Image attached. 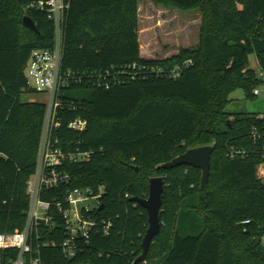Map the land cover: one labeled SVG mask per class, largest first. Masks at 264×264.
Wrapping results in <instances>:
<instances>
[{"label": "trees", "instance_id": "trees-1", "mask_svg": "<svg viewBox=\"0 0 264 264\" xmlns=\"http://www.w3.org/2000/svg\"><path fill=\"white\" fill-rule=\"evenodd\" d=\"M39 1L0 0V233L26 225L27 182L43 133L46 104L23 99L36 92L25 74L32 51L52 47L56 36L47 7L31 6ZM65 1L62 70L75 79L61 98L76 109L61 113L65 121L57 134L63 144L92 157L66 164L71 181L44 189L41 198L57 202L76 187L104 189L102 208L92 213L98 225L84 251L69 259L59 244L42 247L43 264H264V182L257 175L262 157L251 138L252 129L264 125V113L227 111L237 88L254 99L263 83L249 56L256 54L264 71V0H152L203 15L200 44L160 59L141 56L139 0ZM26 16L37 30L24 24ZM188 59L193 63L176 79L157 72ZM78 116L88 120L83 133L68 128ZM205 145L213 146L205 186L198 167L158 170ZM232 148L247 153L231 158ZM154 176L165 177L162 226L147 256L136 261L149 222L131 198H147ZM187 200L202 216L196 235L178 231ZM54 229L64 231L60 218ZM55 230L42 227L41 234L59 243L66 235L59 231L55 237ZM17 253L0 251V264Z\"/></svg>", "mask_w": 264, "mask_h": 264}, {"label": "built area", "instance_id": "built-area-1", "mask_svg": "<svg viewBox=\"0 0 264 264\" xmlns=\"http://www.w3.org/2000/svg\"><path fill=\"white\" fill-rule=\"evenodd\" d=\"M37 8L47 7L49 17L56 24V36L54 45L50 48L35 49L32 51L25 66V74L28 86L38 93L48 96L46 100V115L43 133L34 174L27 182V191L30 196L27 211L26 225L22 230L13 233L0 234V251L11 249L17 250L15 258H8L3 264H43L40 249L46 246L60 245L64 255L71 259L76 257L91 239L92 230L98 223L93 216V211L101 205L100 191L94 193L91 188H73L68 191L64 198L57 202L44 201L41 198L44 189L58 188L71 181V175L66 169V164H83L91 160L92 152L82 151L79 147L71 148L70 143L63 144L57 131L62 127L65 117L61 114L65 109L75 110L76 105L66 102L61 98L64 88L70 85L71 79H75L71 73L63 72V44L62 28L63 15L69 7L65 0H47L32 4ZM193 61L188 59L176 64L172 69L165 72L160 69L158 73L168 78L176 79L187 69ZM263 78L264 71H259ZM109 87V82L104 83ZM256 95L260 90L254 91ZM264 115H261L263 117ZM88 127V120L82 116L68 122V128L77 133H83ZM251 138L259 143L262 162L257 166V175L264 182V125L254 127ZM246 150L231 149L228 155L237 158L245 155ZM128 196V195H127ZM62 220L64 231L54 229L58 219ZM249 222L246 220L245 223ZM42 227L47 232L61 231L66 235L59 243L56 239H47L41 234ZM109 225L104 226L107 233Z\"/></svg>", "mask_w": 264, "mask_h": 264}, {"label": "rangeland", "instance_id": "rangeland-1", "mask_svg": "<svg viewBox=\"0 0 264 264\" xmlns=\"http://www.w3.org/2000/svg\"><path fill=\"white\" fill-rule=\"evenodd\" d=\"M141 5V28L145 44L150 46L151 58H167L178 54L182 49L196 48L200 44L203 15L199 9L181 11L176 8L156 4L152 0H143ZM27 8L23 7V12ZM250 67L260 71L256 54L249 56ZM260 94L248 98L242 88H237L230 96L227 111L231 113H264V76L258 86ZM24 100L46 102L48 96L43 93H25ZM184 201L181 208L178 231L182 235H196L203 228L202 216ZM5 234V233H0Z\"/></svg>", "mask_w": 264, "mask_h": 264}, {"label": "water", "instance_id": "water-1", "mask_svg": "<svg viewBox=\"0 0 264 264\" xmlns=\"http://www.w3.org/2000/svg\"><path fill=\"white\" fill-rule=\"evenodd\" d=\"M24 24L34 30H37L35 22L29 16L24 17ZM212 148V145L189 148L185 153L180 154L177 157L173 158L171 161L158 166V170L171 169L180 165H190L193 167H198L202 170L201 185L205 186L209 180L211 171L210 154ZM164 192L165 177L154 176L150 179L149 195L147 198H131V201L138 203L147 211L149 222V226L142 241V253L136 259V261L144 260V258L147 256L152 242L154 241V238L160 233L162 226L160 210L163 205ZM101 208L102 206H100V209Z\"/></svg>", "mask_w": 264, "mask_h": 264}, {"label": "crops", "instance_id": "crops-1", "mask_svg": "<svg viewBox=\"0 0 264 264\" xmlns=\"http://www.w3.org/2000/svg\"><path fill=\"white\" fill-rule=\"evenodd\" d=\"M143 2H144L143 0H139V42L141 46V56L145 58H151L149 56L153 54V52L150 46L145 44V40L143 39L144 35L141 28V10H142L141 5Z\"/></svg>", "mask_w": 264, "mask_h": 264}]
</instances>
